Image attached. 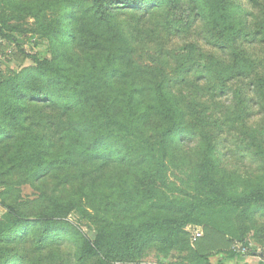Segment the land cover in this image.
I'll return each mask as SVG.
<instances>
[{
  "label": "trees",
  "instance_id": "obj_1",
  "mask_svg": "<svg viewBox=\"0 0 264 264\" xmlns=\"http://www.w3.org/2000/svg\"><path fill=\"white\" fill-rule=\"evenodd\" d=\"M256 17L264 43V0H0L1 39L48 45L0 73V264H31L56 237L79 264H133L209 213L264 217V71L244 48ZM240 143L259 164L237 161L246 178L223 162ZM170 169L188 170L182 185ZM27 184L39 191L30 208L16 191Z\"/></svg>",
  "mask_w": 264,
  "mask_h": 264
},
{
  "label": "rangeland",
  "instance_id": "obj_2",
  "mask_svg": "<svg viewBox=\"0 0 264 264\" xmlns=\"http://www.w3.org/2000/svg\"><path fill=\"white\" fill-rule=\"evenodd\" d=\"M246 8L249 12V8ZM155 19L156 17H153L152 20H150L153 25L155 24ZM250 21L252 23V26H249L248 31L250 36L244 40V48L252 58V61L255 64V72L257 73L259 69L264 71V43L260 41L258 43L256 42L260 37L257 33V31L260 30V26H257L260 22L259 18L256 17ZM27 23H32V21ZM129 23L130 22L125 25H128ZM130 26L138 29L135 23H131ZM199 39V36L192 34L185 39V42L191 40L198 41ZM35 44L36 43H26L21 44L19 47L11 41L1 39L0 73L2 76L10 77L17 74L22 69L31 67L32 61L25 58L26 55L37 56L40 59L46 58L48 56L47 43L38 42L37 45ZM185 45L186 44L183 41L175 40L174 49H179ZM20 49H23L26 52L25 56L22 55ZM206 50H209V48L206 47ZM247 89V86H245L246 91ZM258 112L259 109L254 107L253 120L252 122H249L251 126H255V124L261 122L262 118L258 117ZM235 150H237L236 153L234 152ZM242 150H245V146L240 143L236 149H231V160H223V162H226L225 164L229 166L230 171L246 178V170L238 167L236 165L237 161L240 160V164L255 170L259 168V164L250 154L240 153ZM190 151L191 150L189 149V152ZM244 155L246 156L243 158ZM190 156L194 163H198L199 160L195 153L192 152ZM185 173H188V170L170 169V182L176 183L179 186L182 185V181L187 179ZM2 191L3 188L0 186V194ZM16 191L17 194L22 197V200L28 204L29 208L34 204L33 201L37 199L36 195L39 194V191H35V188L28 184L17 186ZM118 194V192H115L112 194V197L118 196ZM182 194L183 193H178L172 197H174V200L178 203L189 200L190 197L186 199L185 197L180 196ZM115 202H117V200ZM2 204L3 202L0 197V220L6 213ZM153 212L156 213V211ZM165 212L168 211L160 212V215L169 220H175L177 219V216H179L178 213L177 216L172 214V211L168 213ZM157 217H160L159 214ZM69 220L90 238H94L96 235L94 225L89 220L85 219L81 213L77 211L73 212L70 215ZM183 233L185 235L176 238L178 245H175L172 250L165 251V248L167 247L166 243L160 239L156 240L154 243H151L144 252L142 259L133 264H198V259L196 257L202 255L208 258V263L206 264H264V217L261 214H257L254 217L246 210H239L235 213L229 214L225 211L213 214L209 213L202 218V222L187 225L183 229ZM196 234H200V238H196ZM53 240L52 243L56 244L52 247H48L46 251H34V249L33 251H30L31 264H79L75 258V255L77 254L76 248L74 244L71 243L70 238L56 237L53 238ZM86 264H100V260L93 258L88 260Z\"/></svg>",
  "mask_w": 264,
  "mask_h": 264
},
{
  "label": "built area",
  "instance_id": "obj_3",
  "mask_svg": "<svg viewBox=\"0 0 264 264\" xmlns=\"http://www.w3.org/2000/svg\"><path fill=\"white\" fill-rule=\"evenodd\" d=\"M200 236H201L200 234H196V238H200Z\"/></svg>",
  "mask_w": 264,
  "mask_h": 264
}]
</instances>
